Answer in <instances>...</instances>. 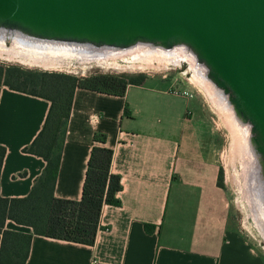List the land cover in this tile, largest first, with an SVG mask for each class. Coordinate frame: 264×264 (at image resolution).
I'll return each instance as SVG.
<instances>
[{"label": "crops", "instance_id": "crops-1", "mask_svg": "<svg viewBox=\"0 0 264 264\" xmlns=\"http://www.w3.org/2000/svg\"><path fill=\"white\" fill-rule=\"evenodd\" d=\"M178 79L146 75L125 93L73 92L54 194L78 199L93 144L112 148L119 203H104L92 244L32 233L24 264H264L231 222L220 170L217 126ZM46 97L0 83V195H26L43 156L28 151L42 128ZM94 131L106 134L93 140ZM4 228L29 232L7 218ZM1 244V232H0ZM20 259V257H18Z\"/></svg>", "mask_w": 264, "mask_h": 264}, {"label": "water", "instance_id": "water-1", "mask_svg": "<svg viewBox=\"0 0 264 264\" xmlns=\"http://www.w3.org/2000/svg\"><path fill=\"white\" fill-rule=\"evenodd\" d=\"M0 24L116 46L185 43L250 123L264 175V0H0Z\"/></svg>", "mask_w": 264, "mask_h": 264}, {"label": "trees", "instance_id": "trees-1", "mask_svg": "<svg viewBox=\"0 0 264 264\" xmlns=\"http://www.w3.org/2000/svg\"><path fill=\"white\" fill-rule=\"evenodd\" d=\"M146 73L92 71L75 75L66 71L40 70L0 62V83L46 97L50 105L42 128L25 148L43 156L46 164L23 196L0 195V264H24L32 233L92 244L104 203L118 204L120 176L111 171L112 148L93 144L80 198L56 196L53 192L62 141L73 92L84 87L111 94H124L128 84H139ZM106 134L94 131L93 140L104 142ZM0 144V168L5 154ZM218 183L223 185L219 170ZM7 218L31 227V233L4 228ZM20 257V259H18ZM264 260V256H263Z\"/></svg>", "mask_w": 264, "mask_h": 264}, {"label": "bare ground", "instance_id": "bare-ground-1", "mask_svg": "<svg viewBox=\"0 0 264 264\" xmlns=\"http://www.w3.org/2000/svg\"><path fill=\"white\" fill-rule=\"evenodd\" d=\"M7 35H9L11 40V44L9 45L6 43ZM187 48V45L183 42H174L170 46H165L159 41L156 42L149 40H135L134 42H131L127 45L116 46L105 43L91 42L75 37L42 35L23 30L21 27H9L0 24L1 57L17 59L44 67H54L55 65L64 64L66 62L65 59L67 58H76L80 61L96 60L117 66L119 63L115 58L119 57V59L126 60V55L130 56L129 60H127L130 61L128 67L129 65L145 66L144 68H146V66L157 67L161 65L165 66L170 61L174 62L175 64H181L182 61H187L191 71V81L199 86V88L207 95L211 101L210 103L216 105L217 111L223 116V122L225 121L224 124H226L230 130V135L232 137L230 143L231 146H229V149L231 147L232 154L230 159L243 152L248 153L249 156H251L252 150L250 152L251 144L248 139V124L240 122L241 117L234 110L231 102L229 101L228 94L224 93L220 88L215 86L213 80L207 75V68L205 64L199 63L196 54ZM253 152L255 154V151ZM240 157L241 156H239V158ZM232 162L235 161L233 160ZM254 164L255 162H253V166L251 168L253 171ZM243 171H245V169ZM260 177L261 179L259 185L256 177H254V173L252 174L250 179L252 192L250 191L249 193L248 201L250 203V210L252 211L254 224L264 238V175L262 174L261 170ZM240 188H238V190Z\"/></svg>", "mask_w": 264, "mask_h": 264}, {"label": "rangeland", "instance_id": "rangeland-1", "mask_svg": "<svg viewBox=\"0 0 264 264\" xmlns=\"http://www.w3.org/2000/svg\"><path fill=\"white\" fill-rule=\"evenodd\" d=\"M6 43L8 45L11 44L9 35H7ZM187 49L191 51L190 48H187ZM125 57L127 58L126 60L119 59V57L115 58L119 63L117 66H115L114 64H111L113 65L111 66L110 63L96 61V60L80 61L76 58H67L65 59L66 62L64 64L55 65L54 67H44L41 65H36L33 63L25 62V61H20L17 59H8V58H4L1 56H0V62L3 64H18L21 67L30 68V69L66 71V72H69L75 75H85L92 71H113V72L124 71L128 73L144 72L147 75L153 76V77H162V78L165 77L170 80L172 79L181 80V82H183L186 85L187 87L186 89L192 93V96H196V98L198 99L200 103L201 110L205 111L211 123L217 126L218 141H219L218 151H219V164H220L221 178H222L223 185L225 187L227 201L230 206L231 222L233 223L234 227H238L242 231V233L246 237L249 238V240L252 242L253 246L257 249V251H259L260 254L264 256V238L260 234V232L257 230L254 224L252 211L250 210L251 209L250 203L248 201L249 193L251 191L250 179H251L252 174L254 173V177H256V180L257 182H259V185H260V179H261L260 177V170H261L260 165L261 164L259 162V158L256 154V149L253 145L254 143L251 138L253 133L251 131L250 123L243 119H241L242 121L240 120V122L247 123L249 126L248 139L251 144L250 146L251 147L250 152L252 150L251 156H249L248 153L243 152V153L236 155L234 158L232 157V159L235 161V162H232L233 160L230 159L232 156L231 147L229 149V146H231L230 143L232 139L230 135V130L228 129L227 125L224 124L225 121L223 122V116L217 111L216 105L213 103H210L211 101L209 100L207 95L199 88V86H197L196 84H194L193 81H191V78H190L191 71H190L189 63L187 61H182L181 64H177V63L175 64L174 62L170 61L165 66H162V65L157 66L159 68H157L156 66H146V68H144L145 66L143 67V66H136V65H132V66L129 65L128 67V64L130 61H127V60H129L130 56L126 55ZM199 63H202V62L199 61ZM106 65H108L109 67ZM215 86L220 88L223 91L221 87L217 86L216 84ZM253 151H255V154ZM239 156L241 157L239 158ZM253 162H255L254 167H253L254 171L251 169L253 166ZM233 163L235 166L233 165ZM243 167L245 171H243L244 170ZM233 178H234V181H233ZM236 183L237 185H240V186H237ZM238 188L240 189L238 190ZM241 193H242V196H241ZM245 198H248V199H245Z\"/></svg>", "mask_w": 264, "mask_h": 264}, {"label": "built area", "instance_id": "built-area-1", "mask_svg": "<svg viewBox=\"0 0 264 264\" xmlns=\"http://www.w3.org/2000/svg\"><path fill=\"white\" fill-rule=\"evenodd\" d=\"M172 90L176 93H182V94L192 96V93L189 92V90H187L186 88L173 87Z\"/></svg>", "mask_w": 264, "mask_h": 264}]
</instances>
